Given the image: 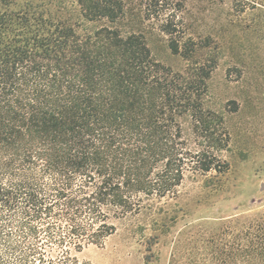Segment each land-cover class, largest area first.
<instances>
[{"label":"trees","instance_id":"obj_1","mask_svg":"<svg viewBox=\"0 0 264 264\" xmlns=\"http://www.w3.org/2000/svg\"><path fill=\"white\" fill-rule=\"evenodd\" d=\"M0 0V264H90L117 221L174 198L188 173H227L229 134L204 109L218 65L211 37L186 38L178 0H138L185 71L122 31L126 0ZM99 24L81 35L77 20ZM193 122L195 147L183 119ZM197 137L200 139L197 147ZM233 264H264V220Z\"/></svg>","mask_w":264,"mask_h":264},{"label":"rangeland","instance_id":"obj_2","mask_svg":"<svg viewBox=\"0 0 264 264\" xmlns=\"http://www.w3.org/2000/svg\"><path fill=\"white\" fill-rule=\"evenodd\" d=\"M186 38L211 37L218 65L208 80L203 105L222 119L229 134L220 155L230 169L223 175L188 173L174 198L152 200L138 214L117 221L103 247L79 255L90 264H233L247 228L264 220V0H178ZM124 33L144 34L155 61L175 71L191 63L169 48L158 20H147L138 0H126ZM79 17L76 0L67 1ZM85 35L99 24L78 19ZM185 136L195 147L193 122L183 119ZM200 139L197 137V147Z\"/></svg>","mask_w":264,"mask_h":264}]
</instances>
